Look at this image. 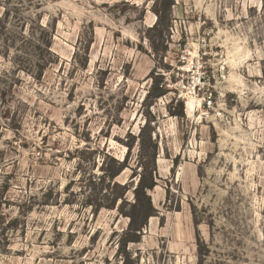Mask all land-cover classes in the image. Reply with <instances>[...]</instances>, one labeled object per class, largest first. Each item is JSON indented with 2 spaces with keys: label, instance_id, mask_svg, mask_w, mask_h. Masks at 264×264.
Listing matches in <instances>:
<instances>
[{
  "label": "rangeland",
  "instance_id": "rangeland-1",
  "mask_svg": "<svg viewBox=\"0 0 264 264\" xmlns=\"http://www.w3.org/2000/svg\"><path fill=\"white\" fill-rule=\"evenodd\" d=\"M143 167L128 264H264V0H0V264H121Z\"/></svg>",
  "mask_w": 264,
  "mask_h": 264
},
{
  "label": "trees",
  "instance_id": "trees-1",
  "mask_svg": "<svg viewBox=\"0 0 264 264\" xmlns=\"http://www.w3.org/2000/svg\"><path fill=\"white\" fill-rule=\"evenodd\" d=\"M164 1V0H163ZM160 13H157V19L155 24L160 21ZM152 79L149 90L146 94L145 100L155 97H160L166 93V88L160 86V82L156 80L154 75H149ZM155 152L152 154V161L154 162ZM119 169H123L126 165L124 160L119 163ZM115 176V174L113 175ZM155 167L151 169L143 167L136 186L133 188L134 201L130 204V213L127 214L129 217L128 226L122 234L121 244L118 248V252L123 257L121 264H128L129 253L125 250L128 242H139L142 229L146 226L147 219L155 211V208L151 201L149 191L155 187Z\"/></svg>",
  "mask_w": 264,
  "mask_h": 264
},
{
  "label": "bare ground",
  "instance_id": "bare-ground-1",
  "mask_svg": "<svg viewBox=\"0 0 264 264\" xmlns=\"http://www.w3.org/2000/svg\"><path fill=\"white\" fill-rule=\"evenodd\" d=\"M186 112L187 113H190L191 112V109H192V103L191 102H186Z\"/></svg>",
  "mask_w": 264,
  "mask_h": 264
}]
</instances>
